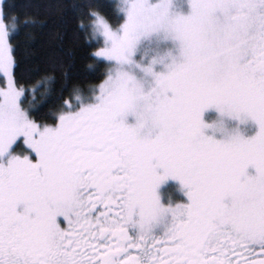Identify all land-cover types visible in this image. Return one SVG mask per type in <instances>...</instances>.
I'll list each match as a JSON object with an SVG mask.
<instances>
[{
    "label": "snow or ice",
    "instance_id": "snow-or-ice-1",
    "mask_svg": "<svg viewBox=\"0 0 264 264\" xmlns=\"http://www.w3.org/2000/svg\"><path fill=\"white\" fill-rule=\"evenodd\" d=\"M16 8L0 264H264V0H70L82 79L73 51L22 69L46 22Z\"/></svg>",
    "mask_w": 264,
    "mask_h": 264
},
{
    "label": "trees",
    "instance_id": "trees-1",
    "mask_svg": "<svg viewBox=\"0 0 264 264\" xmlns=\"http://www.w3.org/2000/svg\"><path fill=\"white\" fill-rule=\"evenodd\" d=\"M15 2L17 5L15 11L20 13L21 19L27 14L46 22L42 29L34 32V40L27 45V51H25L24 40L21 38V48L18 50L17 55L21 58L28 57L22 63V69L35 64H39L41 68L46 67L51 57L60 55L66 58L69 51H73L76 61L72 66V79H82L83 69L86 67L87 62L80 59L82 51L74 36L71 14L67 8L70 0H15ZM58 29L64 33L62 42L57 40ZM77 72L80 73L78 77L75 75ZM32 82H29V84ZM53 107L54 104L49 103L41 109V112H48Z\"/></svg>",
    "mask_w": 264,
    "mask_h": 264
}]
</instances>
